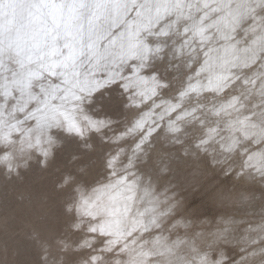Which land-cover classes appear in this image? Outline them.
Here are the masks:
<instances>
[{
  "label": "snow or ice",
  "instance_id": "1",
  "mask_svg": "<svg viewBox=\"0 0 264 264\" xmlns=\"http://www.w3.org/2000/svg\"><path fill=\"white\" fill-rule=\"evenodd\" d=\"M257 79L264 95V0H0V177L20 178L36 166L50 184L26 224L35 264H197L187 246L200 232L171 244L157 238L145 251L142 241L158 227V215L184 208L173 194L158 211L156 194L185 171L194 195L201 193L198 176L209 170L242 181L251 175L245 169H255L264 184V105L233 125L228 109L239 97L207 110L191 103L204 91L228 96ZM139 85L146 87L136 91ZM170 91L179 102L166 104L164 114L175 113L169 131L179 147L149 154L155 126L134 109L146 101L159 107L154 98ZM121 116L117 136L112 126L119 128ZM221 125L238 135L218 139ZM129 137L134 148L125 147ZM144 156L146 182L132 171ZM63 157L79 166L61 170ZM206 195L224 211H195L193 226L208 225L216 239L255 231L259 240H238L234 256L209 261L205 254L198 264H264V212L252 228L232 215L230 188L221 183ZM261 196L264 207V189ZM199 207L195 199L188 205ZM7 224L0 203V233Z\"/></svg>",
  "mask_w": 264,
  "mask_h": 264
},
{
  "label": "rangeland",
  "instance_id": "2",
  "mask_svg": "<svg viewBox=\"0 0 264 264\" xmlns=\"http://www.w3.org/2000/svg\"><path fill=\"white\" fill-rule=\"evenodd\" d=\"M187 52L184 57L177 55L175 63L179 64L181 59L186 58ZM201 61L203 57H200ZM191 67L196 71L199 70V64L195 61L190 62ZM182 71L187 72L188 75L195 77L194 71H189L188 68H183ZM205 74V75H204ZM124 75H130L127 69L124 70ZM253 78H256L254 74H250ZM206 73H201L199 80H204L202 83L207 82ZM185 79V86L187 85V77ZM206 80V81H205ZM196 82L194 78L193 83ZM174 87L179 88L180 84L174 81ZM207 86V83L204 84ZM115 87V86H113ZM145 85H139L135 90L139 91L144 89ZM232 96L239 97V103L236 109H228L230 116L227 117L228 121L235 125L236 121H243L245 116L251 115L252 111H259L261 105H264V95H262V88L259 79L256 84L240 85L238 84L231 94L225 96L224 93L213 95L211 92L204 91L198 97L193 96L192 106H196L197 100L201 101L205 108L204 110L212 108L213 104L219 106L221 104L227 105ZM205 97L207 99L205 100ZM155 104L159 107L152 106L151 101H146L144 104H139L137 109H134L137 115H146V126H155V130L152 136L149 138L151 141L148 153L153 154L155 151H175L179 147L174 140V134L169 131V120L175 119V113L164 114L166 104H172L179 102V97L175 91L162 92L159 97L154 98ZM139 100V97H137ZM226 102V103H225ZM187 101H185V104ZM199 111L197 115H199ZM119 128L116 124H113L115 135H119L123 129L125 117H119ZM214 127L216 125H213ZM238 126V125H237ZM236 126V127H237ZM220 137L225 140L229 137L238 135L235 131H230L227 125H221L219 128ZM231 133V134H230ZM109 136L113 135V132L108 133ZM228 135V136H227ZM228 137V138H227ZM128 145L135 147L132 144V138H127ZM253 149H256V145H251ZM131 155V151L128 152ZM228 154L219 155V159L223 161ZM233 158H235L233 154ZM147 162V156H144L141 161H136V167L132 169L137 174L138 179H142L145 182L147 177L143 176L141 170L150 171L151 169H145ZM34 163V162H33ZM58 165L61 170L67 168L75 170L79 166V162H71L67 157H63L58 160ZM234 170H238V164L233 165ZM246 173H251L250 176L246 175L244 180H240L238 177L233 176L231 179L225 177L217 171H207L204 175H199L198 178L202 187L199 189L201 192L198 195H194L190 189L191 175L185 171L182 174H173L169 177L170 184H168L169 191L164 192L163 188L156 194L160 200V205L157 206L158 211L162 209L165 203V196H173L180 199L184 203V208L179 210L180 214L175 211L168 215L159 216L157 218L158 227H150L149 231L152 235L145 234L144 243L145 251L149 250L153 242L157 238H161L162 242L171 244L176 239L188 240L193 231L202 233L201 237H198L193 244L187 246V250L191 252L189 258L195 260L198 264L201 256L207 255L209 261L222 259V253L226 256H234L233 249L237 248V241L243 242L249 238H256L259 240L257 233L253 232H232L226 234V238L222 237L216 239L209 234V226L203 225L195 227L191 223L193 213L199 211L200 213H207L208 216H215L218 213L224 211L220 206L215 205L212 200L206 195L207 191L215 185L223 183L224 186L230 188L236 193V199L229 205V209L232 215L237 220H250L252 221V228L256 227L259 222V217L264 212L262 207L261 190L264 189V184L261 183V177L255 169H245ZM166 183V182H165ZM50 190V184L48 183V177L46 174L41 173L36 166H33L31 170H27L22 177L13 178L8 181L0 177V203L3 204L4 215L8 219L7 228L3 233H0V264H35L37 248L33 241L26 239L27 227L26 224L29 220L34 218V209L38 202L39 197ZM205 193V194H204ZM196 200L200 207L197 209L188 208V205ZM144 207L151 209L152 205L145 203ZM185 208L188 210L185 211ZM143 211V209H141ZM147 222V221H146ZM241 227H247L243 225ZM211 231H215V228H211ZM227 241V242H226ZM182 247H185L182 245ZM194 247L195 251H191ZM77 251H79L77 249ZM198 253V254H197ZM127 259V257H124Z\"/></svg>",
  "mask_w": 264,
  "mask_h": 264
},
{
  "label": "bare ground",
  "instance_id": "3",
  "mask_svg": "<svg viewBox=\"0 0 264 264\" xmlns=\"http://www.w3.org/2000/svg\"><path fill=\"white\" fill-rule=\"evenodd\" d=\"M204 75H205V74H204ZM205 77H206V79H208V77H207V76H205ZM199 81H200V83H201V84H203V85L207 83V82H204V83H202V81H204V80H202V81H201V80H199ZM205 81H206V80H205ZM225 103H226V102H225ZM246 116H247V115H246ZM249 116H250V115H249ZM231 123H233V122H231ZM234 123H235V122H234ZM223 126H224V125H223ZM237 127H239V126H237ZM230 134H231V133H230ZM227 136H228V135H227ZM227 138H228V137H227Z\"/></svg>",
  "mask_w": 264,
  "mask_h": 264
}]
</instances>
